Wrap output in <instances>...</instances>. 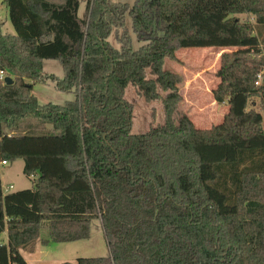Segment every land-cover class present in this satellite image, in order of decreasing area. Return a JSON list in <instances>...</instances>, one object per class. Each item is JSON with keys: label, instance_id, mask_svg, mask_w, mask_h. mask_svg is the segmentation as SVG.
I'll list each match as a JSON object with an SVG mask.
<instances>
[{"label": "trees", "instance_id": "obj_1", "mask_svg": "<svg viewBox=\"0 0 264 264\" xmlns=\"http://www.w3.org/2000/svg\"><path fill=\"white\" fill-rule=\"evenodd\" d=\"M117 1L86 0L83 19L79 0L3 2L16 35L0 22L14 81H0V163L22 160L34 186L4 194L0 168V264H28L20 251L38 241H88L95 220L110 255L76 264H264V119L249 108L264 111V0ZM196 48L234 50L213 90L229 111L209 130L179 110L182 76L164 69ZM49 84L75 100L41 105L34 86ZM130 86L161 103L162 126L132 134Z\"/></svg>", "mask_w": 264, "mask_h": 264}, {"label": "rangeland", "instance_id": "obj_2", "mask_svg": "<svg viewBox=\"0 0 264 264\" xmlns=\"http://www.w3.org/2000/svg\"><path fill=\"white\" fill-rule=\"evenodd\" d=\"M5 0H0V22L3 23V32L7 35H16L12 26L7 9L3 5ZM60 2L62 0H50ZM80 1V18L86 14V0ZM137 0H118L117 2L133 6ZM242 22H253L254 19L249 15H239ZM127 27L134 39L135 48H139L134 34L132 32V20L127 17ZM264 45V43H263ZM264 47V46H263ZM234 52L230 50H216L213 48H196L182 49L176 54V60L166 59L164 69L182 76L183 84L181 85V96L183 101L179 110L188 115L193 121L196 128L209 130L214 126L222 124L224 117L229 111L227 104H217L213 97L215 90L220 81L217 73L220 69V59L223 53ZM44 74L54 75L59 79L64 77L63 69L57 61H47L44 63ZM33 94L37 97L41 105L54 104L66 105L75 100L73 93H60L53 84L35 85ZM126 100L134 107L133 112V135L147 133L151 128L159 127L164 124V111L160 102L147 103L143 98L138 96L134 87L130 86L127 90ZM249 108L259 112L264 119V111L260 107L258 98L251 99ZM51 129V126H48ZM24 162L18 160L15 163H9L2 168V183L4 188L12 185L13 192L30 190L33 188V179L27 178L23 174ZM49 239V232L43 230L40 240ZM4 243V241H1ZM39 257L40 264H76L79 259H94L109 257V248L104 235L100 220H95L91 228V239L71 244H52L44 247L40 241L30 245L28 249L21 250L20 253L25 261L34 264L31 258V252ZM34 256V254H33ZM27 262V263H28Z\"/></svg>", "mask_w": 264, "mask_h": 264}, {"label": "built area", "instance_id": "obj_3", "mask_svg": "<svg viewBox=\"0 0 264 264\" xmlns=\"http://www.w3.org/2000/svg\"><path fill=\"white\" fill-rule=\"evenodd\" d=\"M5 79H6V73L3 72V71H0V81L5 82ZM256 86H257V87H263V86H264V72L260 73V74L257 76ZM7 165H8L7 162H5V161L1 162V163H0V168H1V170H2V168H4V167L7 166ZM12 189H13L12 186H10V187L7 186V187L5 188V190L3 189V192H4V194H8L9 191L12 190ZM1 243H2V242H1V240H0V244H1ZM7 243H8V242H7ZM7 243H5V244H7Z\"/></svg>", "mask_w": 264, "mask_h": 264}, {"label": "crops", "instance_id": "obj_4", "mask_svg": "<svg viewBox=\"0 0 264 264\" xmlns=\"http://www.w3.org/2000/svg\"><path fill=\"white\" fill-rule=\"evenodd\" d=\"M254 22V21H253ZM252 22V23H253ZM1 181H2V175H1ZM2 186H3V183H2ZM10 186H12V185H8V187H10ZM13 187V186H12ZM14 188V187H13ZM3 189L5 190V188H4V186H3ZM13 190V189H12ZM12 190H10L9 191V193H12L13 191ZM1 241H4V243H7L8 242V235H7V233H5L3 236H2V238L0 239ZM36 253V251L34 250L33 252H31V258H32V260L34 261L35 260V262H34V264H40V263H36V262H38V260H39V257L37 256V254H35ZM33 254H34V256H33ZM28 262V261H27ZM28 264H30L29 262H28Z\"/></svg>", "mask_w": 264, "mask_h": 264}, {"label": "water", "instance_id": "obj_5", "mask_svg": "<svg viewBox=\"0 0 264 264\" xmlns=\"http://www.w3.org/2000/svg\"><path fill=\"white\" fill-rule=\"evenodd\" d=\"M13 83H14V81H13L12 78H6V79H5V84H6V85H13Z\"/></svg>", "mask_w": 264, "mask_h": 264}]
</instances>
